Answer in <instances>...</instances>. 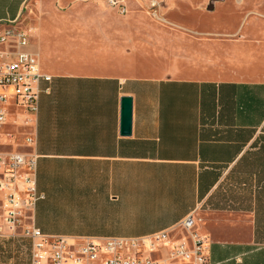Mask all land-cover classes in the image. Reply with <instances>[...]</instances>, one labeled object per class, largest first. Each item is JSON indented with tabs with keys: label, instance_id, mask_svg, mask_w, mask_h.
Instances as JSON below:
<instances>
[{
	"label": "crops",
	"instance_id": "crops-1",
	"mask_svg": "<svg viewBox=\"0 0 264 264\" xmlns=\"http://www.w3.org/2000/svg\"><path fill=\"white\" fill-rule=\"evenodd\" d=\"M27 1L0 0V29ZM47 27L29 47L51 75L40 82L36 123L3 136L37 155L44 197L27 222L50 236L102 239L152 234L193 214L208 264H264V80L77 71ZM124 96L133 101L128 134Z\"/></svg>",
	"mask_w": 264,
	"mask_h": 264
},
{
	"label": "rangeland",
	"instance_id": "rangeland-1",
	"mask_svg": "<svg viewBox=\"0 0 264 264\" xmlns=\"http://www.w3.org/2000/svg\"><path fill=\"white\" fill-rule=\"evenodd\" d=\"M48 21L77 71L264 80V0H28L13 24L32 45ZM15 119L7 131L24 130ZM30 246L0 235V264H27Z\"/></svg>",
	"mask_w": 264,
	"mask_h": 264
},
{
	"label": "built area",
	"instance_id": "built-area-1",
	"mask_svg": "<svg viewBox=\"0 0 264 264\" xmlns=\"http://www.w3.org/2000/svg\"><path fill=\"white\" fill-rule=\"evenodd\" d=\"M115 3L116 0H111ZM29 32L9 24L0 29V235H20L31 241V264H47L48 234L27 222L44 195L37 190V155L13 149L3 136L15 138L5 126L9 117L24 128L36 123L42 72L39 54L29 47ZM22 119L21 122L18 121ZM26 145L33 137L23 132ZM193 214L177 224L142 236L77 239L57 236L56 264H208L206 238L196 228Z\"/></svg>",
	"mask_w": 264,
	"mask_h": 264
},
{
	"label": "water",
	"instance_id": "water-1",
	"mask_svg": "<svg viewBox=\"0 0 264 264\" xmlns=\"http://www.w3.org/2000/svg\"><path fill=\"white\" fill-rule=\"evenodd\" d=\"M132 106H133L132 98L130 96H124L122 98V105H121V132L123 134H128L131 131Z\"/></svg>",
	"mask_w": 264,
	"mask_h": 264
},
{
	"label": "bare ground",
	"instance_id": "bare-ground-1",
	"mask_svg": "<svg viewBox=\"0 0 264 264\" xmlns=\"http://www.w3.org/2000/svg\"><path fill=\"white\" fill-rule=\"evenodd\" d=\"M58 237L48 235L49 257L47 264H56Z\"/></svg>",
	"mask_w": 264,
	"mask_h": 264
}]
</instances>
